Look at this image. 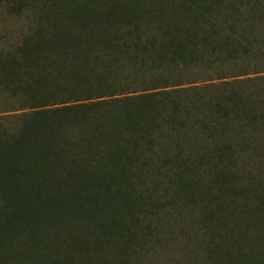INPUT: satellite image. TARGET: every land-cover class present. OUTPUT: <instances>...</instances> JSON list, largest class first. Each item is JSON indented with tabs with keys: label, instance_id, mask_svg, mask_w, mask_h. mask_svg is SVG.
<instances>
[{
	"label": "trees",
	"instance_id": "obj_1",
	"mask_svg": "<svg viewBox=\"0 0 264 264\" xmlns=\"http://www.w3.org/2000/svg\"><path fill=\"white\" fill-rule=\"evenodd\" d=\"M0 6V264H264V0Z\"/></svg>",
	"mask_w": 264,
	"mask_h": 264
},
{
	"label": "rangeland",
	"instance_id": "obj_2",
	"mask_svg": "<svg viewBox=\"0 0 264 264\" xmlns=\"http://www.w3.org/2000/svg\"><path fill=\"white\" fill-rule=\"evenodd\" d=\"M21 26L19 20L12 19L5 13V7L0 6V32L2 33V39L0 45L4 48H9L11 41L16 35V30Z\"/></svg>",
	"mask_w": 264,
	"mask_h": 264
}]
</instances>
